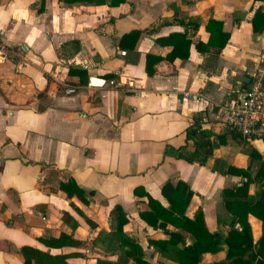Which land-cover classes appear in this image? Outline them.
<instances>
[{
    "label": "crops",
    "instance_id": "obj_1",
    "mask_svg": "<svg viewBox=\"0 0 264 264\" xmlns=\"http://www.w3.org/2000/svg\"><path fill=\"white\" fill-rule=\"evenodd\" d=\"M256 11L264 0H0V264H24V246L77 253L63 264H134L119 243L107 254V244L93 246L96 233L115 230L117 208L145 261L177 264L194 237L171 223L152 227L140 213L150 211L148 196L169 208L162 188L179 182L192 192L183 215L201 212L220 240L199 264H226L224 240L238 224L223 191L249 178L244 200L253 203L264 183L262 147L227 133L217 115L264 56ZM211 20L229 36L222 49L205 45ZM147 56L160 59L150 75ZM89 77L115 85H88ZM72 181L79 193L60 188ZM247 222L256 242L264 221L249 214ZM170 233L182 242L161 246ZM60 234L81 244L38 240Z\"/></svg>",
    "mask_w": 264,
    "mask_h": 264
},
{
    "label": "trees",
    "instance_id": "obj_2",
    "mask_svg": "<svg viewBox=\"0 0 264 264\" xmlns=\"http://www.w3.org/2000/svg\"><path fill=\"white\" fill-rule=\"evenodd\" d=\"M206 31L209 33L208 40L205 45L222 49L228 41V34L222 31L221 23L217 21H208ZM252 29L256 33H260L264 29V13L256 11L252 19ZM140 32L133 30L126 34V36L133 38L131 48L134 47ZM125 37V36H123ZM174 37V36H173ZM172 38V37H171ZM72 43V42H71ZM186 43H188L186 41ZM69 44L66 43L65 46ZM173 51V50H172ZM174 54L170 55L167 59L171 61L174 58ZM146 57L145 69L148 75L152 73V67L155 62L159 61V58ZM79 73L78 70L71 71V73ZM81 74V73H80ZM189 132H187L188 135ZM236 173L246 174L242 170H231ZM257 178L264 176V164L257 174ZM248 178L246 182L242 183L234 192L223 191L225 198V206L229 212L236 217L238 229L232 230L228 233L224 242L228 246V250L225 256L226 264H264V234L256 241L253 242L251 237L250 226L247 222V215L251 214L258 219L264 221V183L259 193L257 201L250 203L244 199L247 197L248 185L250 183ZM71 186L76 192L79 193V189L75 186L74 182H68L67 184L60 185V188L67 190ZM163 196L169 202V208H163L157 201L148 196V206L150 211L140 213V217L152 227L163 226L164 223H171L176 225L180 229L188 232L194 237V242L187 246L182 244V248L176 252L177 264H199L201 257L205 253H214L220 243L219 238L212 233H209L205 228L203 216L201 212H198L194 219L190 220L186 218L184 210L188 205L189 199L192 195L189 187L186 184L179 182L174 188L169 185H165L162 188ZM236 198L238 201L232 202L230 198ZM77 212L81 214L79 210ZM118 218L115 230L109 235H102V233H96L93 241V246L96 244H107L104 249V253L115 252L113 241L119 243L122 247H127L123 252L125 259L131 258L134 264H150L142 258V251L137 244L131 242L124 236L123 225L126 222L122 211L117 208ZM85 222L94 230L96 225L86 219ZM44 246L50 249H56L61 247H75L81 244L80 241L73 240L65 234H60L58 237L39 238ZM182 242L178 234L170 233V239L167 242H161V246H165L167 243L177 245ZM109 245L114 246L108 248ZM20 253L24 259V264H63L65 259L71 256H76L77 253L52 255L46 251L39 250L33 247L24 246L20 249ZM126 262V261H125ZM216 264V263H212Z\"/></svg>",
    "mask_w": 264,
    "mask_h": 264
},
{
    "label": "built area",
    "instance_id": "obj_3",
    "mask_svg": "<svg viewBox=\"0 0 264 264\" xmlns=\"http://www.w3.org/2000/svg\"><path fill=\"white\" fill-rule=\"evenodd\" d=\"M5 50L6 44L0 33V53ZM91 84L112 87L115 82L89 77L88 85ZM217 115L227 133L238 134L246 140L264 141V56L259 57L258 67L249 86L238 90L230 100L218 105Z\"/></svg>",
    "mask_w": 264,
    "mask_h": 264
},
{
    "label": "water",
    "instance_id": "obj_4",
    "mask_svg": "<svg viewBox=\"0 0 264 264\" xmlns=\"http://www.w3.org/2000/svg\"><path fill=\"white\" fill-rule=\"evenodd\" d=\"M256 145H259L260 147H262V149L264 151V141L262 139H258L256 141Z\"/></svg>",
    "mask_w": 264,
    "mask_h": 264
}]
</instances>
